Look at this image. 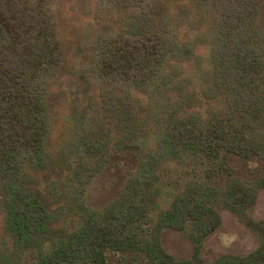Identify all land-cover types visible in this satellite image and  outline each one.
Instances as JSON below:
<instances>
[{
    "label": "trees",
    "instance_id": "16d2710c",
    "mask_svg": "<svg viewBox=\"0 0 264 264\" xmlns=\"http://www.w3.org/2000/svg\"><path fill=\"white\" fill-rule=\"evenodd\" d=\"M67 1L86 26L71 28ZM73 1L0 0V264L30 250L34 264H190L165 251L163 229L200 245L217 205L246 215L256 200L229 161L264 164V0ZM184 26L208 35L198 90ZM77 57L88 101L62 113ZM125 151L137 167L120 194L89 206L90 179ZM260 231L256 251L213 264H264Z\"/></svg>",
    "mask_w": 264,
    "mask_h": 264
},
{
    "label": "rangeland",
    "instance_id": "374dc122",
    "mask_svg": "<svg viewBox=\"0 0 264 264\" xmlns=\"http://www.w3.org/2000/svg\"><path fill=\"white\" fill-rule=\"evenodd\" d=\"M178 5L179 2H172L171 8L176 10ZM89 10L84 7L83 11L89 12ZM80 12L81 9L75 1L65 3L64 15L68 23L72 24L71 28L80 25L81 28L83 25L86 26L79 19V17L84 16V13ZM87 18L84 17V19ZM180 30L183 37L188 38L191 41L190 43L197 47L199 61L195 63L193 69L190 66L187 69L190 68L189 74L192 75L190 83L198 90L202 86L200 72H204V69L210 66V45L207 31L205 28L193 30L187 26L182 27ZM72 63L74 73L78 76L75 75L73 79L65 84L63 105L66 111L62 107V113L72 112L79 105V101L82 102V106L88 101L87 89L82 79L79 78V73L82 71L81 67L87 61L77 57L73 59ZM229 163L235 170L236 175L258 187L254 205L246 215H239L221 204L217 205L216 209L220 215V224L200 245L195 244L183 231L171 228L163 229L160 234L161 244L165 251L176 259L187 261L190 264H213L216 259L224 254L247 256L261 246L260 225L264 223V164L257 160L245 161L235 156L230 157ZM136 167L137 156L134 152L114 153L107 167L101 173L95 174L87 184L85 196L88 205L98 208L114 200L120 194L127 178ZM206 169L210 171L209 167H206ZM216 177L214 178L215 183L222 184L224 180L222 176ZM35 261V251L30 250L22 256V264H34ZM144 261L142 257H135L132 253L110 254L111 264H144Z\"/></svg>",
    "mask_w": 264,
    "mask_h": 264
}]
</instances>
